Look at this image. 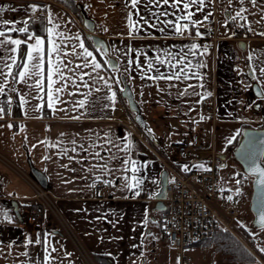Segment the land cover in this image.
<instances>
[{
    "label": "crops",
    "instance_id": "0c3cea01",
    "mask_svg": "<svg viewBox=\"0 0 264 264\" xmlns=\"http://www.w3.org/2000/svg\"><path fill=\"white\" fill-rule=\"evenodd\" d=\"M82 4L96 24V34L108 43V55L96 50L81 16L58 0H0V7L4 9L0 18L10 21H31L41 15L47 18L50 11L54 22L60 25L58 31L65 34L62 48L68 56L63 58L64 62L71 61L64 70L68 85L60 93V102L54 109L47 107L46 79L43 93L30 92L27 86L9 79L5 93L0 94V107L6 109L0 118V264H42L45 238L57 250L51 254L55 257L52 264H180L179 252L163 235L160 218L164 210H156L162 173L167 170L170 180L174 171L187 173L210 168L211 155L200 158L197 154L192 158L180 156L175 150V144L191 138L196 131L202 133L204 141L202 126L208 121L214 128L220 123L230 132L238 129L234 138L236 145L246 128H264V75L259 71L264 68V35H261L264 0H257L255 7L250 0H244L243 4L238 0H205L202 10H197L201 8L199 4L190 9L193 20L203 21L196 27L190 25V32L175 35L169 29L161 34L143 25L147 35L142 31L135 38L129 36L127 14L133 12V19L137 21L139 17L131 9L130 0H82ZM32 5L38 8L34 13ZM138 7L140 15L148 18L144 0ZM241 7L247 9L244 13L247 20L232 21L231 17ZM167 18L174 19V16ZM197 30L201 36L196 35ZM30 31H34L31 26ZM12 35L24 38L22 34ZM77 36L101 63L97 72L83 67L82 55H72L73 46H77V54L83 52L78 47L79 41L73 39ZM193 43L199 46L194 50L195 55L189 53ZM129 48L134 51L129 52ZM136 51L147 54L138 58L144 72L136 63L128 64L130 59L137 60ZM164 51L176 54L177 59L180 54L188 53L185 59V63L191 61L188 80H151L145 76L147 59ZM111 57L117 60L119 71L104 63ZM46 70L47 64L45 76ZM160 70L174 71L168 65ZM83 73L91 74L92 78L84 76L89 87H84L79 79ZM73 79L79 88L73 86ZM117 79L120 84L116 83ZM3 82L0 77V83ZM62 83L55 87H61ZM125 83L134 93L152 139L136 124L133 112L122 97ZM253 84L263 94L260 109L254 107L258 98L253 95ZM113 92L116 93L114 102L109 99ZM86 93H90L89 103L85 108L76 107L74 102L84 99ZM21 95L28 101L23 106ZM38 105L43 107L37 110ZM206 107L211 111H206ZM122 159L134 160L140 169L135 173L144 181L139 196L123 187L124 176L130 177L132 173L124 171ZM29 160L47 178V188L35 182L48 191L52 200V205L41 208L42 229L34 228L26 220L27 208L41 205L29 178ZM104 164L108 165V174L102 170ZM184 165L188 171L182 170ZM109 180L115 186L111 184L107 190L96 185ZM146 188L151 189V199L144 197ZM38 238L41 244L35 243ZM248 239L252 243L244 245L254 254L256 259L252 261L225 255L213 241L190 247L186 251L197 252L186 254L185 251V254L193 259L189 264H264V252L260 251L264 248V228L255 235L251 233Z\"/></svg>",
    "mask_w": 264,
    "mask_h": 264
},
{
    "label": "snow or ice",
    "instance_id": "6c2138e0",
    "mask_svg": "<svg viewBox=\"0 0 264 264\" xmlns=\"http://www.w3.org/2000/svg\"><path fill=\"white\" fill-rule=\"evenodd\" d=\"M205 0H144V7L148 10V18L145 16H141L139 12V5H141L142 0H130L131 9L135 10V15L139 17V21L133 19V12H129L127 14V26L129 29V36L131 38H135L136 35L145 32L147 35V29L143 27V25H147V28L157 29L161 34H166V32L171 29L172 33L175 35H183L185 32H190V25L192 27H196L198 24L203 23V21L193 20L194 13L190 10L193 5L199 4L201 8L197 9L202 10ZM239 3L243 4L244 0H238ZM250 3L255 7L257 6V0H250ZM155 9V10H152ZM171 9V11H169ZM15 11V9H12ZM38 10L36 5L31 6V12H36ZM40 11H45L44 8H40ZM247 11L246 8L241 7L236 11L235 16H232V21H235L237 18L240 20L246 21L247 17L244 13ZM4 9L0 7V17ZM177 12H184L183 15H178ZM208 15H211L209 13ZM208 15L204 16V20L208 19ZM174 16V19H168L167 17ZM163 18V19H162ZM151 20V22H150ZM143 22V24L140 23ZM18 24L22 26H17ZM42 24L45 27V34L42 36L35 31H30V21H10L7 19L0 18V77L3 78V83H0V94L5 93V89L9 83V79L16 84H23L28 87L29 91L35 90L38 93H43L45 91L44 81L47 80V107L49 109H54L55 104L60 102L59 96L68 85L69 78L65 75V69H68V64L71 61H68L66 64L64 62V57L68 56V53L65 52L62 48V44L65 40V34L63 32L58 31L60 25L54 22L53 15L50 11L47 12V20L42 21ZM158 25H163V27H158ZM243 26V25H242ZM251 31V28L248 29ZM12 33L22 34L24 38H14ZM197 36H201L198 30L196 31ZM264 35V33H261ZM79 41L78 47L83 49L82 53H76V47L73 46L72 55H82L85 63L83 67H91L93 72H97L100 70L102 65L101 63L96 61L95 56L92 51H89L88 48L85 47V44L80 38L74 37ZM47 44V48L45 45ZM23 46V47H22ZM199 46L195 43L191 44L189 48V53L195 55V49ZM103 49V54L107 55V50L104 49L103 45H100L96 50L101 51ZM206 50V49H205ZM129 52L134 51L129 48ZM188 53H182L179 55V59H177V55L172 53L171 51H164L161 55H157L154 58L147 59V72L145 76L151 80H168V81H181L188 80L190 78L189 72L191 70V61L185 63L186 55ZM141 55H147L146 53H142L140 51H136L137 60H128V64L132 65L136 63L137 68L140 71L144 72V68L139 64V57ZM91 57V61L88 58ZM252 59V57H249ZM104 63L109 64L114 71H119V68L116 63H113L110 60L104 61ZM45 64H47L46 76H45ZM158 65V66H157ZM168 65L174 71L169 73L162 72L161 67ZM77 68L82 67L81 65H76ZM15 69V71H14ZM71 70V69H69ZM128 69H126L127 71ZM155 72V75H147V73ZM261 75H264V68L260 70ZM88 75L90 78V73H83L79 79L83 82L84 87H89L87 82H84V76ZM142 76L141 78H145ZM100 80L104 81V84L111 88V85L108 84V81L104 79V77L100 76ZM62 83L61 87H55V85ZM73 86L79 88L80 85H77L75 80H71ZM117 84H120L121 81L119 79L116 80ZM191 87V85L189 86ZM100 89H96L99 91ZM13 91H16L13 89ZM124 91V89H121ZM187 89H185V92ZM183 94V93H182ZM70 95H75L74 93H70ZM85 98L79 101H75L74 105L78 108H85L89 103L87 97L90 93L84 94ZM116 93L113 92L110 100L115 101ZM38 99H42V97L37 96ZM28 101L25 99L23 95L20 96V104L23 106ZM11 103V100L8 101ZM43 105H38L37 110H40ZM6 112L4 107H0V118ZM74 119H78L79 117H73ZM203 118V117H202ZM9 128L12 125H8ZM232 140H229L231 143ZM254 141L250 140V143ZM43 143V142H42ZM75 143V141H72ZM264 143V142H262ZM55 147L56 145H51ZM75 151V149H72ZM67 151V150H65ZM96 157L101 158L99 153L95 154ZM69 159H72L69 157ZM121 164L125 166V172H131L132 175L124 176L125 184L124 188L127 191L133 192L135 196H139L141 185L143 184V180L138 178L135 173H137L140 169L137 166L136 162L131 159H122ZM130 165V167H128ZM102 170L108 174L109 169L108 165L104 164L101 166ZM197 167L204 168V165H197ZM183 171H188V166H182ZM206 171H210L211 169H204ZM250 171L253 175L257 177L256 183L261 186L262 191H264V168L260 167L256 164L255 160H252V166L250 167ZM100 180V177L96 178ZM105 183L112 184L115 186L113 181H104ZM240 183V181H237ZM237 194L239 191L237 190ZM229 200L232 199L231 196L228 197ZM147 223V220H145ZM259 224L261 227H264V198H262V207L260 210ZM29 244L32 243L31 240L28 241ZM36 244H41V240L38 238L35 241ZM43 245L45 248V255L42 258V264H52V261L55 257H52V253L56 252L55 247H51L48 243L47 238L44 239ZM261 252H264V248L260 249ZM24 255H27L25 253ZM70 255V254H69Z\"/></svg>",
    "mask_w": 264,
    "mask_h": 264
},
{
    "label": "built area",
    "instance_id": "2783aa9c",
    "mask_svg": "<svg viewBox=\"0 0 264 264\" xmlns=\"http://www.w3.org/2000/svg\"><path fill=\"white\" fill-rule=\"evenodd\" d=\"M206 111L210 108H204ZM214 111V109H213ZM210 149V171L192 170L187 173L174 171V177L169 180L166 188V209L160 218L164 238L180 254V264H189L192 257L185 254L186 249L211 239L219 227L235 229L234 222L238 210L227 191L219 190L221 165L216 158L214 146L204 143L202 133L196 131L191 138H186L175 144L176 153L180 156L195 158L202 151ZM31 179L35 190V198L41 202V207H29L26 210V220L36 229L44 227L42 207L52 205V200L46 189ZM97 187L107 190L111 184L97 182ZM146 199L152 198L150 188L143 191Z\"/></svg>",
    "mask_w": 264,
    "mask_h": 264
},
{
    "label": "water",
    "instance_id": "95a60500",
    "mask_svg": "<svg viewBox=\"0 0 264 264\" xmlns=\"http://www.w3.org/2000/svg\"><path fill=\"white\" fill-rule=\"evenodd\" d=\"M79 14L82 18V23L88 35L93 40L95 48H98L100 45L104 46V49L107 50L109 54L108 43L104 38L96 34V24L90 18L85 10L83 9L81 4H78ZM103 52V49H102ZM107 54V55H108ZM110 61L117 64V60L113 57L109 58ZM118 66V64H117ZM253 95L257 98L263 97L262 92L260 91L258 85L253 86ZM122 97L126 101L128 108L130 111L134 113V120L139 128L145 132L151 139L153 138L151 133L148 131L147 122L144 118V115L141 112V109L138 103L135 100L134 93L128 83L124 85V91H122ZM261 103L257 106L254 105L255 108L260 109ZM251 141H254L250 143ZM264 128H246L243 132L242 139L239 144L233 149V157L237 161V163L242 168L244 174L251 178V186L252 193L250 197V212L253 216L251 226L253 230H258L264 227H261L259 224L260 210L262 207V198H264V191H262L261 186L256 183L257 177L252 174L250 171V167L252 166V160L256 161L260 167L264 168ZM219 160L224 161L226 159L225 154L217 155ZM225 166V163L222 164ZM29 174L30 176L40 183L43 187H48L47 178L45 175L34 167L31 161H28ZM169 182L168 171L165 170L162 173L161 181H160V190L156 194V210L163 211L166 209L165 199H166V188Z\"/></svg>",
    "mask_w": 264,
    "mask_h": 264
},
{
    "label": "rangeland",
    "instance_id": "374dc122",
    "mask_svg": "<svg viewBox=\"0 0 264 264\" xmlns=\"http://www.w3.org/2000/svg\"><path fill=\"white\" fill-rule=\"evenodd\" d=\"M254 85L255 84L252 85V91ZM237 128L239 127L237 126ZM202 129L204 141L208 142L209 146H214L217 150V154H225L227 152L232 154L231 149H234L237 146L236 142H234V138L238 129H232V131L230 132V130H228L229 128L220 123L215 124L214 128V125L211 121H208L205 126H202ZM230 139L232 140L231 143H229ZM209 151L210 149L198 155L200 156V158L208 157L211 155ZM240 172V165L234 160H231V158H229L226 162V165L221 167L220 182L218 187L220 191L230 192L229 194H231L233 205L238 210V217L235 219L234 222L235 229H224L227 230L232 236H234L240 244L244 245L245 243L250 244L252 242L250 241V239L247 238L243 230L240 229L241 226L245 227L253 235H255L256 232L262 230L263 228L258 230H251V222L253 219V216L250 212V196L252 193L251 180H246V178L242 176ZM241 178L246 184L243 188L240 183H237V181H240ZM237 190L239 191V194H237ZM172 251L174 252V249H172ZM196 252L197 251L195 249H191L186 251V254H194Z\"/></svg>",
    "mask_w": 264,
    "mask_h": 264
},
{
    "label": "trees",
    "instance_id": "16d2710c",
    "mask_svg": "<svg viewBox=\"0 0 264 264\" xmlns=\"http://www.w3.org/2000/svg\"><path fill=\"white\" fill-rule=\"evenodd\" d=\"M63 5H65L67 8H69L71 11H73L76 14H79L78 4H82V0H58ZM80 15V14H79ZM47 18L45 15H41L36 20L31 19L30 26L34 29L35 32H37L40 35L45 34V27L42 24V21H46ZM23 47V46H22ZM15 71V69H14ZM134 115V113H133ZM238 144V143H237ZM241 168V167H240ZM240 174L246 178V180H251L250 177L246 176L241 169ZM240 184L242 188L246 185L245 182L240 180ZM243 230L244 234L247 236V238H251V232L247 230L245 227L241 226L240 228ZM253 230V229H251ZM209 241L216 242L217 248L219 251L224 253L225 255H228L236 260H255V256L252 252H250L243 244H240L238 240L234 236H232L227 230H225L223 227H219L218 232L208 241L203 242L201 244H207Z\"/></svg>",
    "mask_w": 264,
    "mask_h": 264
},
{
    "label": "flooded vegetation",
    "instance_id": "af4514ba",
    "mask_svg": "<svg viewBox=\"0 0 264 264\" xmlns=\"http://www.w3.org/2000/svg\"><path fill=\"white\" fill-rule=\"evenodd\" d=\"M259 103H261L260 98H258V101H257V103L255 104V106H257ZM240 141H241V140H240ZM231 152H232V154H230L229 152L225 153V155H226V159H225L224 161H222L223 163H225V165H226V162H227V160H228L229 158H231V160H234L235 162H237V161L234 159V157H233V149H231Z\"/></svg>",
    "mask_w": 264,
    "mask_h": 264
}]
</instances>
